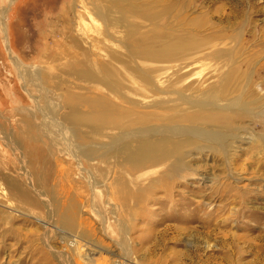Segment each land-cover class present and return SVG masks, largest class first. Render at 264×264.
I'll return each instance as SVG.
<instances>
[{
    "label": "rangeland",
    "instance_id": "obj_1",
    "mask_svg": "<svg viewBox=\"0 0 264 264\" xmlns=\"http://www.w3.org/2000/svg\"><path fill=\"white\" fill-rule=\"evenodd\" d=\"M0 264H264V0H0Z\"/></svg>",
    "mask_w": 264,
    "mask_h": 264
}]
</instances>
